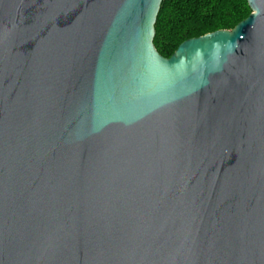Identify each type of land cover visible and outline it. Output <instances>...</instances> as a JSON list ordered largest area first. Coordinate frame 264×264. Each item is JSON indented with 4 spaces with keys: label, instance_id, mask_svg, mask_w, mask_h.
I'll use <instances>...</instances> for the list:
<instances>
[{
    "label": "water",
    "instance_id": "obj_1",
    "mask_svg": "<svg viewBox=\"0 0 264 264\" xmlns=\"http://www.w3.org/2000/svg\"><path fill=\"white\" fill-rule=\"evenodd\" d=\"M157 50L163 0H0V264H264V0Z\"/></svg>",
    "mask_w": 264,
    "mask_h": 264
},
{
    "label": "trees",
    "instance_id": "obj_2",
    "mask_svg": "<svg viewBox=\"0 0 264 264\" xmlns=\"http://www.w3.org/2000/svg\"><path fill=\"white\" fill-rule=\"evenodd\" d=\"M251 12L247 0H163L154 44L170 57L185 40L233 29Z\"/></svg>",
    "mask_w": 264,
    "mask_h": 264
}]
</instances>
